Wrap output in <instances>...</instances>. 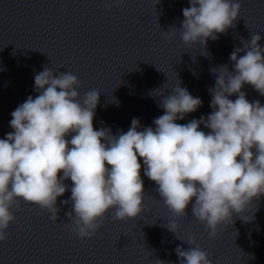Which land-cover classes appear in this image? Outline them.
I'll list each match as a JSON object with an SVG mask.
<instances>
[{
  "label": "clouds",
  "instance_id": "obj_1",
  "mask_svg": "<svg viewBox=\"0 0 264 264\" xmlns=\"http://www.w3.org/2000/svg\"><path fill=\"white\" fill-rule=\"evenodd\" d=\"M189 4L182 10V27L164 32L171 38L179 30L189 47L218 39L217 34L234 26L242 7L239 0ZM260 40L259 34H251L250 41H242L243 48L234 49L233 71L227 65L212 69L216 80L209 89L212 112L207 118L176 123L202 105L178 79L172 94L159 103L164 114L154 119L155 127L139 130L140 121L133 118L130 128L116 135L110 128L94 129L99 91L86 92L81 101L76 75L69 71L54 75L47 67L37 73L38 95L29 96L11 113L13 131L0 139V242L8 239L6 230L21 201L48 211L56 221L57 198L68 190L64 183L68 179L71 197L61 203H71L72 211L65 216L81 239L94 236L111 209L115 220L137 218L144 211L140 158L144 175L155 182V190L175 216H186L185 209L195 198L192 215L211 237L218 235L219 226L232 224L234 214L245 222L254 220L245 213L264 195V105L249 102L241 89L249 84L264 96ZM241 51L245 54L238 56ZM233 94L237 98L229 99ZM201 124L210 131L200 130ZM167 227L177 232L175 222ZM184 242L190 245L187 251L175 249L181 264H213L194 236ZM156 264L165 262L157 259Z\"/></svg>",
  "mask_w": 264,
  "mask_h": 264
}]
</instances>
